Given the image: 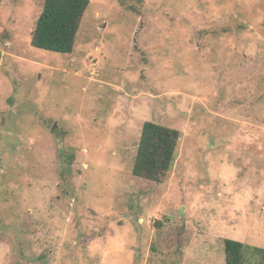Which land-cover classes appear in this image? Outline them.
Masks as SVG:
<instances>
[{
    "label": "rangeland",
    "instance_id": "obj_1",
    "mask_svg": "<svg viewBox=\"0 0 264 264\" xmlns=\"http://www.w3.org/2000/svg\"><path fill=\"white\" fill-rule=\"evenodd\" d=\"M44 4L0 0V264L264 249V0H90L72 54L32 46ZM148 121L181 133L162 183Z\"/></svg>",
    "mask_w": 264,
    "mask_h": 264
},
{
    "label": "trees",
    "instance_id": "obj_2",
    "mask_svg": "<svg viewBox=\"0 0 264 264\" xmlns=\"http://www.w3.org/2000/svg\"><path fill=\"white\" fill-rule=\"evenodd\" d=\"M89 5L90 0H45L44 10L32 33V46L55 53L72 54ZM180 141L181 133L177 129L145 122L133 174L162 183L174 167ZM224 251L226 264H264L262 248L226 239Z\"/></svg>",
    "mask_w": 264,
    "mask_h": 264
}]
</instances>
